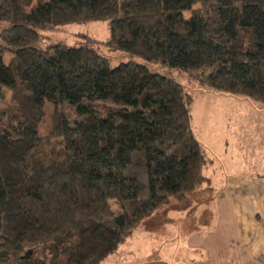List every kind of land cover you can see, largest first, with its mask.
<instances>
[{"label": "trees", "instance_id": "1", "mask_svg": "<svg viewBox=\"0 0 264 264\" xmlns=\"http://www.w3.org/2000/svg\"><path fill=\"white\" fill-rule=\"evenodd\" d=\"M98 20L110 48L144 63L112 67L88 42L36 46L42 30ZM1 21L0 264H102L211 182L194 97L150 64L264 104V0H0Z\"/></svg>", "mask_w": 264, "mask_h": 264}, {"label": "crops", "instance_id": "2", "mask_svg": "<svg viewBox=\"0 0 264 264\" xmlns=\"http://www.w3.org/2000/svg\"><path fill=\"white\" fill-rule=\"evenodd\" d=\"M205 92L215 99L208 102L207 137L203 140L193 130L213 159L204 172L211 178L207 186L214 187L219 163L225 175L210 207L195 214L199 224L178 241V264H264V104L236 97L231 103L236 112L220 118L215 109L222 105V94ZM178 216L177 233L182 238V216ZM143 261L172 264L162 259Z\"/></svg>", "mask_w": 264, "mask_h": 264}, {"label": "rangeland", "instance_id": "3", "mask_svg": "<svg viewBox=\"0 0 264 264\" xmlns=\"http://www.w3.org/2000/svg\"><path fill=\"white\" fill-rule=\"evenodd\" d=\"M199 7V4L197 5ZM6 26L5 22H0V31ZM41 39L36 46L41 49H47L49 46L64 44L67 46H79L83 43H90L101 54L106 56L112 67H116L121 63L130 61L144 63V60L139 57H132L128 53L110 48L105 42L110 37L109 23L105 20L85 21L81 23H72L65 25V27H55L48 30L40 31ZM90 37V38H88ZM95 40V41H94ZM1 42V41H0ZM13 53L7 51L5 53V63L9 64ZM153 72L160 73L166 76L173 77L180 82L185 90L194 97V103L191 106L192 120L191 125L199 137L203 140L207 137L206 122L207 113L210 110L209 98L214 97L211 93L205 92L206 86L200 82L203 75L202 71L184 72L181 70H171L160 65L150 64ZM4 99L0 101V108H8L10 106L11 94L8 90L4 91ZM222 96L219 101L222 105H217L215 112L222 116H232L235 110H232V102L236 98L226 97L227 94L220 93ZM224 95V96H223ZM64 110H70L66 105ZM71 111V110H70ZM52 114L53 108L47 105L45 108V117L40 125V135L47 136L52 128ZM74 115L72 114V117ZM57 139H52L50 145L56 144ZM218 173L215 176L216 182L214 187H209L204 184L195 193H191L184 198H174L167 205L156 211L149 218H147L136 230L132 237H130L125 245H122L112 256H110L103 264H141L143 260H167L172 264H178L177 243L193 229L194 225H198L193 218L197 212L201 213L205 208L210 207L214 197L217 196L218 186L225 175V168L222 163H219ZM210 203V204H209ZM193 212V213H192ZM178 214L182 216L181 228L182 238L177 233V219ZM166 232H158L159 230ZM157 234H154V233ZM182 256L186 255V248L181 246ZM175 256V257H174ZM169 262V263H170Z\"/></svg>", "mask_w": 264, "mask_h": 264}]
</instances>
